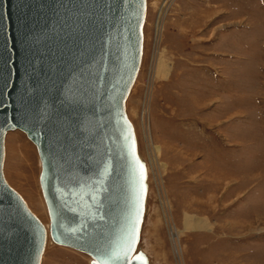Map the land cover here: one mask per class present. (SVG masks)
I'll list each match as a JSON object with an SVG mask.
<instances>
[{
	"label": "rangeland",
	"instance_id": "374dc122",
	"mask_svg": "<svg viewBox=\"0 0 264 264\" xmlns=\"http://www.w3.org/2000/svg\"><path fill=\"white\" fill-rule=\"evenodd\" d=\"M126 107L148 168L151 264H264V0H147ZM5 143L7 181L49 226L35 144L20 130ZM48 240L41 264H90Z\"/></svg>",
	"mask_w": 264,
	"mask_h": 264
},
{
	"label": "water",
	"instance_id": "95a60500",
	"mask_svg": "<svg viewBox=\"0 0 264 264\" xmlns=\"http://www.w3.org/2000/svg\"><path fill=\"white\" fill-rule=\"evenodd\" d=\"M146 16L147 0H0V264H41L48 241L5 177L14 130L37 148L53 243L90 264H151L148 169L126 108Z\"/></svg>",
	"mask_w": 264,
	"mask_h": 264
},
{
	"label": "bare ground",
	"instance_id": "6f19581e",
	"mask_svg": "<svg viewBox=\"0 0 264 264\" xmlns=\"http://www.w3.org/2000/svg\"><path fill=\"white\" fill-rule=\"evenodd\" d=\"M143 61V60H142ZM160 68V67H159ZM164 69V75H167L168 73H169V68H163ZM137 79V78H136ZM134 86V85H133ZM127 108V107H126ZM7 137V136H6ZM139 147V146H138ZM155 151H156V155L158 154H160L161 153V147H156L155 146ZM41 169H42V167H41ZM148 169V168H147ZM47 206V205H46ZM187 218V217H186ZM205 222H204V220H201V219H198V220H195V219H193V217H188L187 219H186V227L187 228H191V227H203V226H205ZM50 225V224H49ZM47 227V230H48V239H49V237H50V232H49V226H46ZM49 241V240H48ZM48 241H47V243H48ZM174 243H175V245L176 246H178V244H177V239H175L174 240ZM56 244V243H55ZM57 245H60V244H57ZM46 246H47V244H46ZM60 246H62V247H65V248H70V247H67V246H64V245H60ZM73 249V248H72ZM74 250H77V249H74ZM77 251H79V252H83V251H80V250H77ZM83 253H85V252H83ZM87 254V253H86ZM89 255V254H88ZM90 256V255H89Z\"/></svg>",
	"mask_w": 264,
	"mask_h": 264
},
{
	"label": "snow or ice",
	"instance_id": "6c2138e0",
	"mask_svg": "<svg viewBox=\"0 0 264 264\" xmlns=\"http://www.w3.org/2000/svg\"><path fill=\"white\" fill-rule=\"evenodd\" d=\"M129 248L131 249V245L129 246Z\"/></svg>",
	"mask_w": 264,
	"mask_h": 264
}]
</instances>
